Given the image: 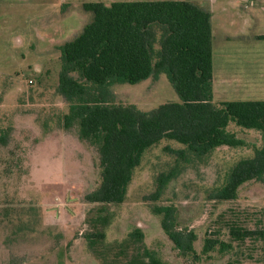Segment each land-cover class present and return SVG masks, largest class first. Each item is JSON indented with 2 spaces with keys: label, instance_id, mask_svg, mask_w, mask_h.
<instances>
[{
  "label": "rangeland",
  "instance_id": "rangeland-1",
  "mask_svg": "<svg viewBox=\"0 0 264 264\" xmlns=\"http://www.w3.org/2000/svg\"><path fill=\"white\" fill-rule=\"evenodd\" d=\"M130 1L140 2L0 0V139L6 138L5 145L0 143V264H130L137 253L121 244L134 230L142 232V244L158 264H263L262 240L256 236L234 241L229 228L260 230L264 184L242 185L231 202L207 199L212 189L223 184L232 165L263 145L257 131L231 123L227 130L245 146L220 147L203 158L174 141L162 140L143 154L122 204L103 206L85 200L100 184L98 153L78 138L76 125L63 127L69 107L56 92L59 47L91 22L92 14L83 9L84 4ZM148 1H187L206 10L210 3L141 2ZM251 1L259 7H252ZM251 1L216 3L229 12L220 17L226 27L212 41L214 103L264 100L260 83L264 40L258 38L264 35V27L260 17L248 16L250 10L260 8V0ZM231 4L242 15L230 13ZM112 91L115 103L142 111L178 101L164 76L138 85H117ZM167 148L182 151L183 156L166 152ZM171 171L175 177L161 198L155 203L145 200L154 192L159 174ZM153 206L176 209L177 227L196 236L195 257L174 248L151 212ZM103 219L108 221L104 227ZM98 230L104 240L91 248L86 237ZM205 238L230 247L220 250L217 245L204 252ZM134 264L150 262L145 258Z\"/></svg>",
  "mask_w": 264,
  "mask_h": 264
},
{
  "label": "trees",
  "instance_id": "trees-1",
  "mask_svg": "<svg viewBox=\"0 0 264 264\" xmlns=\"http://www.w3.org/2000/svg\"><path fill=\"white\" fill-rule=\"evenodd\" d=\"M92 14L90 23L71 41L59 47L60 71L56 92L68 103L63 127L78 128V138L96 147L100 184L85 200L97 205H120L124 201L132 173L143 154L162 140L185 146L199 158L220 147H244L245 142L227 130L238 128L261 133L263 145L251 157L232 165L220 187L212 189L207 199L231 202L238 189L251 181L264 184V101L213 102L212 34L210 12L187 1L101 2L83 5ZM75 74L77 78L73 77ZM164 76L178 101L167 102L150 111L134 105L115 103L112 88L138 85ZM0 143L6 144V138ZM166 152L183 156L182 151ZM175 177V172L161 173L154 192L144 199L157 202ZM162 231L181 255L196 256L193 231L177 227L173 206H153ZM108 221L103 219L104 227ZM234 241L259 237L262 227L249 231L229 228ZM140 230L129 233L121 246L137 255L130 264L148 258L157 260L142 244ZM93 248L104 240L103 231L86 237ZM229 248L218 240L205 238L203 251L215 246ZM134 248V249H133Z\"/></svg>",
  "mask_w": 264,
  "mask_h": 264
},
{
  "label": "crops",
  "instance_id": "crops-1",
  "mask_svg": "<svg viewBox=\"0 0 264 264\" xmlns=\"http://www.w3.org/2000/svg\"><path fill=\"white\" fill-rule=\"evenodd\" d=\"M141 1H147V0H140ZM222 1H227V0H209V12H210V23H211V34H212V41L216 39V37L218 36L219 31L218 30H222L224 29L226 26H223L222 24V19L220 18L224 13L229 12L226 8L223 7V5H217V2H222ZM239 1H246V0H239ZM251 1V0H249ZM131 2V1H130ZM133 2V1H132ZM213 3V5H212ZM252 5V7H259L257 5H254L251 1L250 3ZM225 6V5H224ZM226 7V6H225ZM231 8V12L234 15H242L241 13H239V10L237 6L235 5H230ZM246 14V13H245ZM243 14V15H245ZM248 16L251 19H255L257 20L260 17V25L261 27H264V1L260 0V8H256L253 10H250L248 13ZM215 26L218 27V29L215 31ZM260 40H264V35H260V37H258ZM228 40H230L231 38H227ZM212 59H213V47H212ZM260 64L262 66V74L260 75V83H262V85L264 86V49L260 51ZM218 82V81H217ZM260 87L261 84H260ZM243 88V87H241ZM264 88V87H263ZM213 66H212V92L214 95V91H213ZM264 91V90H263ZM251 101H255V100H251ZM260 101H264V100H260ZM222 103V102H220Z\"/></svg>",
  "mask_w": 264,
  "mask_h": 264
}]
</instances>
